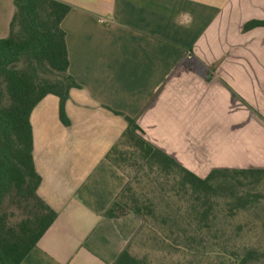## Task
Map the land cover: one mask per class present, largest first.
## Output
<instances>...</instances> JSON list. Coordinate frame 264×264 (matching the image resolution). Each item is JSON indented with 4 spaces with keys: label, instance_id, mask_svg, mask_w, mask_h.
Masks as SVG:
<instances>
[{
    "label": "crops",
    "instance_id": "crops-1",
    "mask_svg": "<svg viewBox=\"0 0 264 264\" xmlns=\"http://www.w3.org/2000/svg\"><path fill=\"white\" fill-rule=\"evenodd\" d=\"M70 92L31 115L38 195L58 214L22 264H114L141 226L104 216L128 182L106 159L136 120L144 138L200 178L264 169V0H60ZM13 0H0V40ZM116 113H120L118 115Z\"/></svg>",
    "mask_w": 264,
    "mask_h": 264
},
{
    "label": "trees",
    "instance_id": "trees-1",
    "mask_svg": "<svg viewBox=\"0 0 264 264\" xmlns=\"http://www.w3.org/2000/svg\"><path fill=\"white\" fill-rule=\"evenodd\" d=\"M13 6L8 35L0 40V264H22L58 218L38 195L42 178L33 156L32 112L56 96L60 120L69 127L66 104L71 90L81 88L69 72L62 27L72 7L60 0H13ZM256 28H264V20L249 21L243 31ZM125 119L127 130L106 159L121 170L122 162L137 157V179L154 187L159 203L142 199L128 181L106 210L110 219L133 214L141 220L114 264H150L131 252L149 219L182 240L197 258L190 264H263L264 250L236 242L254 220L233 221L246 213L262 218L264 227V169H215L200 178L147 141L136 120Z\"/></svg>",
    "mask_w": 264,
    "mask_h": 264
},
{
    "label": "rangeland",
    "instance_id": "rangeland-1",
    "mask_svg": "<svg viewBox=\"0 0 264 264\" xmlns=\"http://www.w3.org/2000/svg\"><path fill=\"white\" fill-rule=\"evenodd\" d=\"M120 149L132 153V150L129 148L120 147ZM134 162H137V157L132 155L128 161L121 163V170L128 177L129 184L143 197L142 199L147 198L151 203L158 204L159 200L156 198L157 195L155 194L154 187L149 185L146 180L140 181V179H137L138 167L134 166ZM250 220H254V226L250 231L246 229V233L242 234L243 238H237L236 242L264 250L262 218H253L252 215L243 213L234 219L233 224H245ZM181 242L182 240L177 239L176 236H169L167 230L162 232L158 224L149 219L140 235L133 240L131 252L139 258H146L150 264H190L195 261L197 262V258L189 254ZM204 250L203 247L200 248V251ZM257 264H261V262Z\"/></svg>",
    "mask_w": 264,
    "mask_h": 264
}]
</instances>
